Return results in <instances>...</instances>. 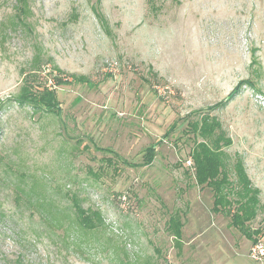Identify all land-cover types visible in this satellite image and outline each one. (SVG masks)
<instances>
[{
    "label": "rangeland",
    "instance_id": "374dc122",
    "mask_svg": "<svg viewBox=\"0 0 264 264\" xmlns=\"http://www.w3.org/2000/svg\"><path fill=\"white\" fill-rule=\"evenodd\" d=\"M200 110L260 190L262 226L264 0H30L22 21L0 0V264H264L186 165L181 119ZM74 202L102 225L80 229Z\"/></svg>",
    "mask_w": 264,
    "mask_h": 264
},
{
    "label": "trees",
    "instance_id": "16d2710c",
    "mask_svg": "<svg viewBox=\"0 0 264 264\" xmlns=\"http://www.w3.org/2000/svg\"><path fill=\"white\" fill-rule=\"evenodd\" d=\"M15 1L17 20L22 21L30 0ZM64 82L56 79L57 85L66 84ZM28 89L23 90L20 101L29 102L46 112L59 113V102L54 91L44 88L43 92L33 94L31 88ZM222 104H217L213 109ZM181 123L185 125L183 132L193 140L189 157L194 183L211 192L212 211L226 215L230 220L229 226L247 240L259 242L258 238L264 233V224L256 229H251L249 224L258 214L260 190L253 186L241 157H231L226 153L225 150L233 143L223 130L221 122L210 112L200 110L187 114L181 119ZM154 157L155 149L151 145L146 149L142 165H150ZM74 218L77 226L86 231H93L102 225L98 212L85 210L77 202H74ZM167 224V230L179 242L183 227L179 215H172Z\"/></svg>",
    "mask_w": 264,
    "mask_h": 264
},
{
    "label": "built area",
    "instance_id": "2783aa9c",
    "mask_svg": "<svg viewBox=\"0 0 264 264\" xmlns=\"http://www.w3.org/2000/svg\"><path fill=\"white\" fill-rule=\"evenodd\" d=\"M186 165L188 167H191L192 166V162L191 160H187L186 161ZM121 200L123 202V205L126 204V196H122L121 197ZM250 256L252 259L254 260H260L263 256H264V247L263 245L260 243V242H257L251 249H250Z\"/></svg>",
    "mask_w": 264,
    "mask_h": 264
}]
</instances>
